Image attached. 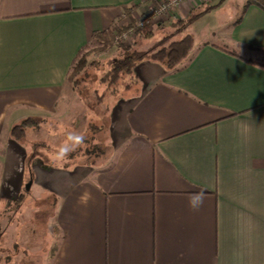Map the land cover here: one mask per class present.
Masks as SVG:
<instances>
[{
  "label": "crops",
  "instance_id": "1",
  "mask_svg": "<svg viewBox=\"0 0 264 264\" xmlns=\"http://www.w3.org/2000/svg\"><path fill=\"white\" fill-rule=\"evenodd\" d=\"M244 4L181 3L163 28L214 6L189 26L185 61L137 63L102 156L44 167L12 126L50 118L70 124L56 135L74 131L83 106L66 81L72 61L94 32L123 30L148 1L0 0V199L23 186L19 209L51 202L38 264H264V10ZM200 190L194 211L188 198ZM18 237L5 246L24 250Z\"/></svg>",
  "mask_w": 264,
  "mask_h": 264
},
{
  "label": "rangeland",
  "instance_id": "2",
  "mask_svg": "<svg viewBox=\"0 0 264 264\" xmlns=\"http://www.w3.org/2000/svg\"><path fill=\"white\" fill-rule=\"evenodd\" d=\"M149 4L148 2V6ZM225 9L227 8L223 10ZM161 20L162 18L156 19L153 24L147 27V29L150 28V34H145L142 38L132 37L123 39L124 44L126 46L133 44L134 48L137 50L147 49L170 32V26L168 25L163 28L165 25ZM193 26L188 27L186 33L192 34L196 28ZM193 34H195V32ZM95 46L96 43L90 41L82 48V54H86L88 65L77 76V78H81V81L77 83L76 87H73L75 90L74 97H78V100L80 99L83 109L78 116H75L77 115V110L75 115L74 113L71 114V117L74 116L71 120V124L74 127V131L83 133L86 136V141L76 152L72 153L74 154L72 158L55 165L67 162L70 163L71 161H93V159L96 158V153L98 155L97 157L100 155L102 156V152H105L104 146H108L111 143L108 137L109 119L114 113L119 98L132 86L126 89L124 88L125 84L129 82V78L126 76L112 85H107L106 82L101 81L105 73L110 69L112 61L119 57V49L114 45L105 52L97 55L94 52H90ZM79 107L81 106L79 105ZM31 119L39 123V129L28 128L26 130V135L21 141L27 145L30 144V146L34 144L32 147V150L35 149V155H32L34 159L36 156V160L43 165L47 163L53 164V151L64 140L68 133L56 135V132L67 129V127L69 129L70 124L67 126L66 121L64 124L60 122L57 124L56 120H51L50 118L41 119L32 117ZM19 121L17 123H20ZM94 145H97L100 150H93L88 155H83L86 150H92V146ZM17 190H19L18 186H15L6 195L9 197L0 199V234H2L0 237V264H35L32 263L33 261H37L36 264H38V262L41 263L44 259L41 242H43L44 239L46 241L44 228H46L47 218L53 211V206L46 198L38 199V201L28 199L27 202H29V204L27 203L25 207L19 209L25 193L23 186L22 189L20 188L19 190L22 195H19ZM10 222L17 225L16 231L12 229V224H10ZM27 223H31L34 228L30 240L29 234L31 233V227H29L30 224L26 225ZM9 224L11 228L7 229L9 231H7L5 236V233L3 234V229L7 228ZM20 234L23 242L25 241L27 243L29 240L24 250L19 245L14 249L11 248L10 245L5 246L9 241L13 240V238H19L18 236ZM39 243L41 245L40 247Z\"/></svg>",
  "mask_w": 264,
  "mask_h": 264
},
{
  "label": "trees",
  "instance_id": "3",
  "mask_svg": "<svg viewBox=\"0 0 264 264\" xmlns=\"http://www.w3.org/2000/svg\"><path fill=\"white\" fill-rule=\"evenodd\" d=\"M249 5H255L264 10V0H245L243 10ZM213 7L214 6H205L203 8L198 7L197 9L192 10L186 18L172 21L169 24L170 32L144 50L135 49L133 44L126 46L123 39L120 38L121 34L125 32L129 26H132L135 21L128 24L123 30H118L115 33H112L109 30L94 32L90 41H94L96 46L90 52L99 55L114 45L119 49V57L112 61L110 69L105 73L101 81L106 82L107 85H112L116 84L119 79L126 76L129 78V82L124 86L126 89L136 81V76L134 74L135 65L144 60L155 61L168 70L177 68L190 55L194 43L192 36L186 33L188 27ZM145 34H150L149 28L147 29V27L146 29H137L134 32L133 37L142 38ZM87 63L86 54H82V51L80 50L72 61L66 76L67 82L72 87H76L77 83L81 81V78H77V76L85 69L88 65ZM31 118L32 117H27L19 124L12 126L10 137L14 141L21 142L26 135V130L28 128L39 129V123L36 121L34 122ZM92 147V150H86L83 155H88L93 150H100L97 145ZM32 152V154L35 155V149H33ZM73 156L74 154H71L70 158ZM97 156L96 153V158ZM1 236L2 234H0V237Z\"/></svg>",
  "mask_w": 264,
  "mask_h": 264
},
{
  "label": "clouds",
  "instance_id": "4",
  "mask_svg": "<svg viewBox=\"0 0 264 264\" xmlns=\"http://www.w3.org/2000/svg\"><path fill=\"white\" fill-rule=\"evenodd\" d=\"M176 4V0H170L169 5H162L161 12H164L169 7H173ZM246 127V125H242ZM86 141V136L83 133L76 131H70L66 134L64 140L54 149L52 161L53 164H58L66 161L70 158L71 154L76 152ZM206 194L204 190L197 191L190 194L188 198L189 207L192 210H199L203 205ZM83 202H87L86 198H82Z\"/></svg>",
  "mask_w": 264,
  "mask_h": 264
},
{
  "label": "built area",
  "instance_id": "5",
  "mask_svg": "<svg viewBox=\"0 0 264 264\" xmlns=\"http://www.w3.org/2000/svg\"><path fill=\"white\" fill-rule=\"evenodd\" d=\"M150 4L146 8L143 15L135 20V23L132 26H129L125 32H123L120 36L121 39L132 38L134 32L137 29H144L149 27L151 24L155 22L156 19H167L174 16L176 9L179 7L181 3L186 0H176V4L173 7L167 8L166 11L161 12L162 5H169L170 0H147Z\"/></svg>",
  "mask_w": 264,
  "mask_h": 264
}]
</instances>
